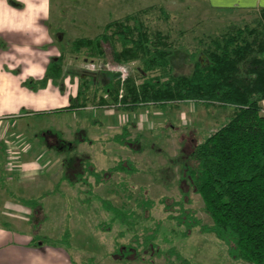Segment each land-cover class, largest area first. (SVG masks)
Returning <instances> with one entry per match:
<instances>
[{
    "label": "rangeland",
    "instance_id": "1",
    "mask_svg": "<svg viewBox=\"0 0 264 264\" xmlns=\"http://www.w3.org/2000/svg\"><path fill=\"white\" fill-rule=\"evenodd\" d=\"M151 7L154 10L144 19L154 30L171 35L176 75L192 72L189 53L200 49L201 39L254 23L259 17L257 11L212 9L205 0H51L50 26L58 40L64 35L60 43L55 38L61 53L76 38L99 35L109 21ZM17 8L23 7L17 4ZM2 44L0 40V47ZM89 63L83 64L85 70ZM233 112L228 107L189 102L166 109L150 106L136 113L88 108L79 115L63 112L17 119V171L23 169L24 154L31 151L33 158L35 149L51 150L37 161L41 170L35 179L19 177L17 187L9 183L15 189L0 190V211L13 208L5 202L10 193L32 200L26 205L33 217L25 216L22 228L46 238L49 246L63 247L71 264H245L232 261L213 235L202 233L199 227L180 225L175 219L181 204L196 219L210 223L202 199L182 180L181 166L194 145L228 121ZM123 120L133 124L129 132L134 144L127 147L112 140L124 125L111 126ZM4 125L9 128L10 124ZM47 133L52 137L46 138ZM68 140L74 148L63 147ZM5 154L0 152V177L3 171L14 170L10 168L13 161L6 159L8 152ZM120 161L132 162L137 172L131 176L115 172L100 180L89 174L106 172ZM128 163L124 165L130 168ZM43 195L46 200L36 204ZM144 200L154 205L143 211ZM105 201L125 213L133 211V228L115 220ZM146 238L150 240L145 242ZM119 251H129V256Z\"/></svg>",
    "mask_w": 264,
    "mask_h": 264
},
{
    "label": "trees",
    "instance_id": "2",
    "mask_svg": "<svg viewBox=\"0 0 264 264\" xmlns=\"http://www.w3.org/2000/svg\"><path fill=\"white\" fill-rule=\"evenodd\" d=\"M150 10L154 7L109 21L93 38H76L70 49L52 60L44 79L28 80L24 86L38 91L51 82L63 91L67 78L76 79L77 96L56 112L116 108L136 113L150 106L166 109L189 102L232 108L228 121L194 145L181 166V179L202 199L210 223L196 219L181 204L175 219L213 235L232 261L264 264V8L253 10L259 14L254 23L201 39L200 49L189 53V75L174 73V41L144 19ZM158 10L168 17L163 8ZM85 62L97 64L98 70H85ZM122 69L127 71L124 76ZM129 125L133 124H125L112 140L124 147L133 145ZM64 146L74 148L70 142ZM127 163L89 174L98 180L115 172L131 176L137 170ZM104 204L115 220L133 228V211L125 213L110 201ZM153 205L144 200L140 208ZM119 252L129 256V251Z\"/></svg>",
    "mask_w": 264,
    "mask_h": 264
},
{
    "label": "crops",
    "instance_id": "3",
    "mask_svg": "<svg viewBox=\"0 0 264 264\" xmlns=\"http://www.w3.org/2000/svg\"><path fill=\"white\" fill-rule=\"evenodd\" d=\"M8 1L0 0V40L3 42L0 47V152L3 154L5 151L8 152L9 157L6 159L16 163L17 119L50 113H71L70 111L56 112V110L66 108L71 104V99L78 94V81L67 78L64 91L51 82L38 91L24 86L28 80L41 81L44 79L49 64L61 53L59 45L55 43L57 37L50 26L53 20L51 0H10L15 3L12 6ZM205 1L212 9L253 11L264 8V0ZM17 4L23 8H17ZM62 40H64V35L58 42ZM79 111H72V113L78 114ZM5 122L10 124L9 128L4 125ZM128 123L123 120L111 128L118 129ZM45 137L51 138L52 136L47 133ZM50 150L49 148L35 149L33 158L29 154L32 153L31 151L22 154L24 156L23 169L17 171V166L12 168L13 171L9 169L6 172L10 173V176L3 171L0 177L2 182L0 190L15 189L12 186L17 187L19 177L35 179L41 170L37 161H40L43 155L47 156ZM55 153L60 155L56 151ZM2 165L4 166L3 163ZM10 194L11 196H8L5 202L13 205V208L0 211V264H71L70 256L63 247L49 246L46 238L34 235L31 231L22 228L25 216L31 213L26 202L32 200ZM46 198L44 195L39 197L36 204L44 202ZM30 216L33 217V215Z\"/></svg>",
    "mask_w": 264,
    "mask_h": 264
},
{
    "label": "built area",
    "instance_id": "4",
    "mask_svg": "<svg viewBox=\"0 0 264 264\" xmlns=\"http://www.w3.org/2000/svg\"><path fill=\"white\" fill-rule=\"evenodd\" d=\"M88 63V62H87ZM110 69L111 70H113V71H118L119 69L117 68V67H110ZM86 70H88V71H91V72H94V71H97L98 70V67L94 64V63H89V64H86ZM121 72H122V74H123V76L125 75V72L123 71V69L122 70H120ZM19 151V150H18ZM18 152H17V158H18ZM18 162V163H17ZM16 163H15V161H13V163H12V168H14L15 166H19L20 165V161H17ZM15 164H17V165H15Z\"/></svg>",
    "mask_w": 264,
    "mask_h": 264
}]
</instances>
